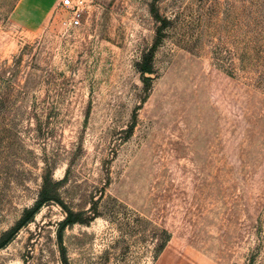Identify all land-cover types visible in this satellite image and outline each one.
<instances>
[{
  "label": "rangeland",
  "instance_id": "rangeland-1",
  "mask_svg": "<svg viewBox=\"0 0 264 264\" xmlns=\"http://www.w3.org/2000/svg\"><path fill=\"white\" fill-rule=\"evenodd\" d=\"M87 1L0 0V264H264V0Z\"/></svg>",
  "mask_w": 264,
  "mask_h": 264
},
{
  "label": "built area",
  "instance_id": "built-area-1",
  "mask_svg": "<svg viewBox=\"0 0 264 264\" xmlns=\"http://www.w3.org/2000/svg\"><path fill=\"white\" fill-rule=\"evenodd\" d=\"M89 3L87 0H59L57 15L61 30L82 28L87 21Z\"/></svg>",
  "mask_w": 264,
  "mask_h": 264
},
{
  "label": "trees",
  "instance_id": "trees-1",
  "mask_svg": "<svg viewBox=\"0 0 264 264\" xmlns=\"http://www.w3.org/2000/svg\"><path fill=\"white\" fill-rule=\"evenodd\" d=\"M48 200H50V199H48V197H46L45 193L43 191H41L40 195H39V199L36 202V204L34 205V207L25 211L24 214L22 215L21 219L18 221V223L12 229H10L6 234H4L1 237L0 248L7 245L14 238V236L19 231V229L21 227H23L26 223H28L34 217V215L39 211L41 206ZM73 222L74 221L71 218V214H69L66 217V219L60 224V228H59L60 233L64 227L73 224Z\"/></svg>",
  "mask_w": 264,
  "mask_h": 264
}]
</instances>
